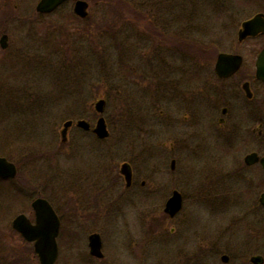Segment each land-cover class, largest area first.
Masks as SVG:
<instances>
[{
  "label": "rangeland",
  "instance_id": "rangeland-1",
  "mask_svg": "<svg viewBox=\"0 0 264 264\" xmlns=\"http://www.w3.org/2000/svg\"><path fill=\"white\" fill-rule=\"evenodd\" d=\"M85 1L88 16L79 19L73 2L39 15L38 0H0V36L7 35L0 48V156L17 168L15 178L0 180V264H39L11 226L20 214L32 221L35 196L65 199L67 184L116 178L125 160L151 186L122 198L117 215L100 224L103 261L88 253L90 232H70L65 222L55 264H208L203 244L228 253L230 264L264 256V172L243 163L251 151L264 155V126L260 137L251 132L257 123L239 117L211 134L189 128L170 91L185 72L198 68L204 78L213 66L174 44L231 49L249 7L243 0H150V7L148 0ZM98 99L105 101L102 114ZM99 116L104 140L73 126L62 143L66 120L93 128ZM173 189L183 205L169 218L163 208Z\"/></svg>",
  "mask_w": 264,
  "mask_h": 264
},
{
  "label": "flooded vegetation",
  "instance_id": "flooded-vegetation-1",
  "mask_svg": "<svg viewBox=\"0 0 264 264\" xmlns=\"http://www.w3.org/2000/svg\"><path fill=\"white\" fill-rule=\"evenodd\" d=\"M243 4L249 8L245 11V17L240 23V26L243 22L249 21L255 16H260L264 22V0H243ZM240 26L236 34V45L231 49L220 50L218 46L211 44L208 49H195L184 52L197 53L194 56V60L198 64H201L200 53H214L211 57H207V59H213V66L205 73L207 74L206 77L201 78V71L195 68L192 73L185 72L186 74L182 80L172 81V87L174 86V88H171L170 91L179 97V103L176 108L180 115H183L182 118L184 119L185 126L194 129L197 128L198 130L206 129L211 134L214 131L226 128L234 117H239V120L249 121L253 124L257 123L258 130L256 127H252L251 132L255 134L257 131L259 137L262 135L261 128L264 126V75H257L256 63L259 55L264 52V27L258 28V31H255L253 35L249 34L244 39L239 40L238 32ZM243 45H245V48H241ZM220 53L241 56L239 68L228 76L221 77L215 72L216 59ZM164 86L166 84L163 81L161 87L163 88ZM163 89L166 92L168 88L164 87ZM77 121L75 123L72 121L69 129L75 126L77 130L84 133L91 132L94 135L92 129L87 131L79 129L77 127ZM233 127V124H231L228 129L230 130ZM104 139L97 138L98 142ZM65 142L62 141V143ZM124 163L129 165L131 173L128 183L120 173V168ZM119 173L120 176L110 179L85 178L81 180L78 178L76 183L72 182L67 184L65 188L67 191L65 199H60L57 193H52L55 196L50 195L49 197L37 195L30 201L32 221L30 218H27L30 222H34L35 212L32 208V203L38 198L46 200L59 220V231L62 225H65V222L67 225L72 226L70 232L73 231L72 229L88 230L90 232L86 237L88 249L90 237L94 234L99 236L100 251L103 257L96 259L91 256L90 250L88 253L93 259L103 261L105 258V254L103 253L104 246L98 233L100 224L104 223L108 217H115L117 215L116 212L119 209V204L122 200L126 201L122 198L127 197L131 200L137 196L130 195L133 191L149 190L151 186L147 184L145 179H137L134 177L131 163L127 160L121 162ZM115 202L117 203L116 205ZM114 207L115 209H113ZM61 210H64L63 212L65 213L60 215L59 212ZM145 234H147V237L149 236L148 232ZM133 245H135V241ZM208 246L209 244H203L200 252L201 255L205 254L207 256L205 258L206 263L209 261L208 264H230L232 259L228 253L214 248L213 246L215 245L210 244ZM212 255L216 258H212ZM256 255L261 257V261L257 264H264V256L261 254ZM251 258H249V261ZM233 260L237 261L238 259Z\"/></svg>",
  "mask_w": 264,
  "mask_h": 264
},
{
  "label": "water",
  "instance_id": "water-1",
  "mask_svg": "<svg viewBox=\"0 0 264 264\" xmlns=\"http://www.w3.org/2000/svg\"><path fill=\"white\" fill-rule=\"evenodd\" d=\"M67 0H39L36 4L35 11L37 13L45 14L50 13L55 10L58 6L64 3ZM73 12L80 18H84L87 15L88 3L84 0H74ZM264 27V22L261 20L260 16H255L253 19L243 22L241 29L238 32V39L242 40L247 35H253L255 31H258V28ZM7 36L2 35L0 38V46L2 48L6 47ZM241 57L237 55H230L221 53L219 54L216 64L215 72L219 76H228L239 67ZM257 75H264V52L261 53L258 57L257 63ZM105 107V101L99 99L95 102L94 108L97 113H103ZM71 125V121H67L63 125V130L61 132L62 140L66 139V132L68 127ZM77 126L83 130H89V124L80 120L77 122ZM93 132L98 138H105L108 135V131L105 125L103 117H100ZM260 161L262 167L264 168V157L259 159L256 153H251L245 156L244 162L247 165L254 164ZM174 162H171V168H174ZM16 167L15 165L8 161L4 157H0V178H14L16 176ZM121 173L125 176L127 183L130 180L131 173L129 166L123 164L121 166ZM259 201L264 205V193L261 194ZM181 195L174 191L172 196L167 200L165 204L164 211L173 217L181 208ZM32 208L35 211V222L32 224L25 215H17L12 221V227L16 230L22 237L28 242L33 243L34 252L38 257L39 264H54L57 257V244L56 237L59 231V220L48 204L44 199L38 198L32 203ZM89 248L90 253L96 257H101L100 252V241L98 235L94 234L89 239ZM224 258V257H223ZM261 261V257L255 256L251 258L252 263H258Z\"/></svg>",
  "mask_w": 264,
  "mask_h": 264
},
{
  "label": "trees",
  "instance_id": "trees-1",
  "mask_svg": "<svg viewBox=\"0 0 264 264\" xmlns=\"http://www.w3.org/2000/svg\"><path fill=\"white\" fill-rule=\"evenodd\" d=\"M147 4H148V6L150 7V4H151V1L150 0H148L147 1ZM177 41V40H176ZM179 42H182L181 44L179 43V46L177 45V44H174V46L178 49L179 48V50H195V49H208L209 48V46H207V45H202V44H200V43H197V42H195V41H188V40H182V41H180V40H178ZM204 53H201V55H203Z\"/></svg>",
  "mask_w": 264,
  "mask_h": 264
}]
</instances>
